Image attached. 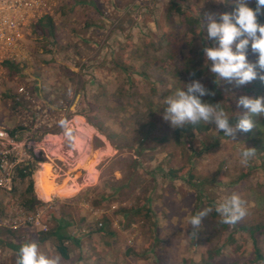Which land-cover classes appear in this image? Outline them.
Segmentation results:
<instances>
[{
    "label": "rangeland",
    "instance_id": "374dc122",
    "mask_svg": "<svg viewBox=\"0 0 264 264\" xmlns=\"http://www.w3.org/2000/svg\"><path fill=\"white\" fill-rule=\"evenodd\" d=\"M94 1L99 10L89 8L87 0H51L57 40L30 37L23 51L27 59L19 63L15 78H8L6 71L0 76V128L10 132L7 126H19L21 131L12 138L33 139L39 134L40 120L57 117L62 125L71 121L67 134L74 141L72 146L83 157L92 154L89 161L81 159L76 170L67 171L58 159L37 153V160L43 158L46 165L41 167L33 160L25 165L27 177L14 175L11 191L0 187V264H16L19 251L5 245L22 244V231L43 233L56 226L64 227L68 236L65 246L71 262L62 260V264H201L211 248L220 251L222 257L217 258L225 262L264 264L251 253L256 243L264 256V234H259L264 225V116H253L256 126L249 132L237 131L234 138L216 130L213 122L208 132L194 136L192 142L183 139L181 146L174 138L175 128L163 118L166 97L183 88L180 75L175 74L178 63L169 57V37L185 42L183 58L207 70L203 78L231 102L233 111L226 112L229 118L238 121L248 111L238 105L236 93L257 98L245 92L246 86L264 96V80L259 76L239 87L218 78L216 83L203 51L218 46L206 39V14L231 13L235 0ZM179 10L190 18L192 29H187L192 33L178 26ZM247 59L254 64L258 61L251 44ZM64 60H72L78 69L86 68L83 76H75L74 66L61 65ZM55 72L68 77L73 90L61 95V111L52 109L41 116L45 100L52 98L48 97L50 84L43 85V78ZM257 72L264 75L259 68ZM20 88L24 92L18 94ZM73 93L80 94L78 104ZM30 127L37 128L35 135L30 134ZM108 132L106 156L101 138ZM83 134H88L89 141ZM245 147L257 151L242 164ZM42 174H47L45 183L38 180ZM49 185L52 195L44 197ZM27 187L36 207L25 205ZM233 192L246 202L248 215L237 224L219 227L216 222L222 221L221 216L218 213L214 221L211 214ZM205 207L212 211L203 218L197 237L192 236L188 221ZM121 208L127 213L119 212ZM241 225L257 227L256 234L251 236ZM56 243L51 239L39 245L59 255Z\"/></svg>",
    "mask_w": 264,
    "mask_h": 264
},
{
    "label": "clouds",
    "instance_id": "9594fccd",
    "mask_svg": "<svg viewBox=\"0 0 264 264\" xmlns=\"http://www.w3.org/2000/svg\"><path fill=\"white\" fill-rule=\"evenodd\" d=\"M216 2L223 3L225 0H216ZM235 3V9L231 13L206 14V39L216 41L218 46L205 47L203 51L207 62H210V71L215 75L216 83L218 78L220 81L234 83L239 87L252 82L258 76L264 80V75H259L257 72V68L264 72V23H261L259 19L264 16V0H255L254 8L249 6V0H235ZM250 44L252 51L258 54V61L255 64L247 59ZM192 75L195 74L192 73ZM207 95H215V93L210 92L198 79L184 84V87L177 89L174 95L166 97L164 105L167 107L163 115L164 120L170 122L174 128L197 125L200 122L207 124L214 122L217 126L216 130L223 131L224 136L228 138H234L237 131L249 132L256 126L252 119L253 116H264V96L250 98L245 95L239 98L238 105L248 111L241 115L234 125L230 124V118L219 106L220 104H212L202 99ZM63 129L66 130L64 135L70 137L71 134H67L69 129H66L64 125ZM58 132L60 130L52 133ZM31 133L36 134L34 131H30ZM69 144L68 141L66 145ZM256 151V148L245 147L241 152V163L247 164L256 155ZM30 162L21 165L25 166ZM37 164L42 167L46 163L42 158L37 160ZM211 211V208L205 207L190 217L188 221L192 229L190 235L197 237V233L202 230L203 218L209 216ZM215 211L221 216V222L228 225L237 224L248 215L246 202L240 194L235 192L218 202ZM16 264H62V258L60 255L43 251L39 243L32 240L22 244Z\"/></svg>",
    "mask_w": 264,
    "mask_h": 264
},
{
    "label": "trees",
    "instance_id": "16d2710c",
    "mask_svg": "<svg viewBox=\"0 0 264 264\" xmlns=\"http://www.w3.org/2000/svg\"><path fill=\"white\" fill-rule=\"evenodd\" d=\"M87 3L89 5V8H93L94 10H99V8H97L98 2H95L94 0L93 1L87 0ZM249 6L254 8L255 7V0H251V3L249 4ZM172 12H173V8H172ZM169 13H170V9H169ZM53 14L54 13L52 10V13L50 15H44V16L40 17L39 19H37L34 22V24H32V28H29V30H30L29 35L30 36L29 35L27 36V41H29L30 37L41 38V39L54 38L55 41L57 40V36H58L57 34L59 32L57 30L58 26L55 24V21H54V16H56V15H53ZM178 14H179V19H180V23L178 26L180 28H186L185 31L187 32V34L192 33L193 31H190L187 29V28L192 29V26L190 25L191 24L190 18L187 19L185 14L180 13V10H179ZM259 19H260L261 23H264V16H261ZM184 37H186V34L184 35ZM166 38H168V37L166 36ZM167 42H168L167 43V49L169 52V57L173 60H176L178 63L177 69L175 70L176 71L175 74L180 75V78L178 81H181V84H182L181 86L184 87V84H187L194 79L200 80L210 92L215 93V95L204 96V97H202V99L205 102H209L212 104H220L219 106L225 112L231 113L233 111L232 110L233 105L231 104V102L228 101L227 98H225V96H223V92H221V90L213 82L209 83V80L207 78H203V75H207V70H201V69L196 68L195 66H191L189 63V61L191 62L190 58L189 57L183 58L182 49L186 47L185 42L182 41V42L177 43L178 40L175 37L172 39H170V37H169ZM181 58H183V61L181 60ZM3 67L6 71V76L8 75L7 77L8 78L10 77V79L15 78L18 71H20L19 65L16 63H13L11 61H6L3 64ZM81 68L82 67H80V69ZM64 70L67 72V69L64 68ZM192 73H194L195 75L193 76ZM66 74H68V73H66ZM76 76H77V73H76ZM67 87H69L68 84H67ZM66 88L64 89V86L62 87V89H61L62 91L60 92L61 93L60 95H63L65 93L69 92V90L67 91ZM245 92L250 93V95L252 97H259L258 90H255V87L253 89L252 86H246ZM245 95H247V94H245L244 92L240 93V94L236 93L235 97H236V99H239L241 96H245ZM68 100L69 99H66L64 101H68ZM52 102H53V100H52ZM234 107H235V103H234ZM236 122H237V118L231 116L229 119V123L234 125ZM149 125L151 126V123H149ZM210 126L212 127V123L207 124L204 122H200L197 125H185V127H183V128L177 127L174 130V138L176 139L178 144L181 146V141L183 139L185 140V143H186V140L188 142H192L194 136L202 135V134L208 132L210 129ZM19 129L21 131V128H19ZM98 130L100 132H102L101 128H98ZM13 134H14V132L10 131V136H12ZM106 137L110 141L111 138H110L109 132L107 133ZM254 142H257V139H255ZM115 147H117V149H119V150L123 149L119 145L115 146ZM126 147L129 148L131 146L126 145ZM261 151H264V146L261 148ZM16 172H17V179H19V178L24 179L25 177L28 176V173H29V172L27 173V167H25V166H21V167L16 168ZM32 185L33 184L31 182L29 184V187L33 192ZM25 192L29 196V199L26 200L25 205H27V202H28V206H29L28 208H30L32 206L36 207V205H35L36 199L33 196V193L28 189V187L25 188ZM120 211L123 214L127 213V211L124 210L123 208H121L119 210V212ZM211 216H212L214 221H215V218L218 217V213L215 211V208H214ZM102 222L108 223V221H106V218H103ZM216 224H217V226L222 227V228L226 227L225 224L222 223L220 220H218L216 222ZM240 229H244V230L248 231V233L251 236H254L256 234L257 227H250L249 228L247 225H244V226L241 225ZM64 230H65V228L61 227V226H56L53 229L46 230L43 233L36 232L34 230L31 231L30 229H28V230L22 231V234H23L22 244L25 243L26 241H32V240L40 243V242H45V241H48L51 239H55L57 241L55 249L58 252V254L61 256L62 260L71 262L70 256H69V254L67 252V248L65 246V240L68 239V236L65 234ZM98 230L103 231V229H101V228H98ZM259 234L260 235L264 234V225H263V230L260 231ZM11 235H14V233H11ZM3 243L4 242H2L1 244H3ZM22 244H20V243L16 244L15 242H12V243H7L5 245V243H4V245L8 246L9 249H13L16 251H19ZM251 253L257 261L260 260L261 262L264 263V256L260 253L256 243H254L252 245ZM217 256L222 257V255L220 254V251L215 252L214 248H211L208 251L207 260L203 261L201 264H240L237 260H233L232 262H225L221 258H217ZM248 259H251V258H248Z\"/></svg>",
    "mask_w": 264,
    "mask_h": 264
},
{
    "label": "built area",
    "instance_id": "2783aa9c",
    "mask_svg": "<svg viewBox=\"0 0 264 264\" xmlns=\"http://www.w3.org/2000/svg\"><path fill=\"white\" fill-rule=\"evenodd\" d=\"M52 10L51 0H0V76L5 71L3 64L6 61L19 64L27 59L23 51L28 45V25L44 15H50ZM23 92L20 88L18 94ZM85 138L88 139L86 136ZM19 139L12 138L6 130L0 128V187L6 191L12 190L16 168L32 161L37 153L43 154L47 159H58L62 166H66L67 171L76 170L79 161L86 157L72 146V140L67 135L60 136L50 132L33 139L17 141ZM68 141L69 146L66 145Z\"/></svg>",
    "mask_w": 264,
    "mask_h": 264
},
{
    "label": "crops",
    "instance_id": "0c3cea01",
    "mask_svg": "<svg viewBox=\"0 0 264 264\" xmlns=\"http://www.w3.org/2000/svg\"><path fill=\"white\" fill-rule=\"evenodd\" d=\"M169 1L170 0H168V2ZM160 26H163V25H160ZM64 63L65 64H62V63H60V64L61 65H66V66H69V65L74 66L72 64V60H64ZM75 69H76V67H75ZM85 69L86 68H81L77 72H75V73H77V77L79 79H80L81 76H83V72L82 71L85 70ZM75 76H76V74H75ZM47 78H49V79L46 80ZM43 79H44L43 85H47L46 83L50 84L49 88L52 91L48 93V97H52V98H48V100H45L46 103H44V107L42 109L41 116H42V113H43V115H45L47 113H49V114L52 113V109H53V111H56V112L61 111L59 106H61L64 102L60 105V103H61V95H60L61 93L60 92L62 91L61 89H62L63 86H64V89H65L67 87V84H68L69 87H67L66 90L68 91V90H70V88L73 90V86L69 82V78L65 77L64 75H62V73L61 74L60 73H56V72L55 73H49L48 76L44 77ZM89 82H90V80H89ZM79 95L80 94L74 95V93L71 95V97L75 100V104H78V101L80 100ZM52 100H53V104L50 105V102H52ZM73 108H74L73 106L70 107V109H73ZM62 116L63 115L61 114L60 118H62ZM56 118L57 117H54V119H51L50 117L49 118L46 117L43 120H40L38 122V130H39V134L38 135H40V134L45 135V134H48L50 132H57L55 130H58V131L60 130V132L55 133V134L63 136L66 130L63 129L62 123L57 121ZM74 118H77L78 120H80L81 116L80 115H76V116H74ZM83 121H84V119H83ZM69 122H71V121H67L64 124V126L68 127V123ZM7 128L9 129V131H13L14 133H16V132L19 133L20 132L19 128H21V127L16 126V127L13 128V126L12 127L7 126ZM30 129H31V131H34L35 133H37V128L36 127H32V128L30 127ZM83 136L84 137L86 136L88 138V141H89L90 138H89L88 134H83ZM101 139L103 141V148L101 149L102 153H103V155L106 154V156H108V151H109V148H110V141L108 140L107 137H104V136H102ZM91 155L92 154H90V156H88V157H85L86 161L90 160ZM44 165H46V164H43L42 166H44ZM85 165H87V162L85 163ZM85 168L88 169L89 166H85ZM43 174L42 175H38V180L39 181L42 180V183H45L47 181V174L45 176ZM48 188H49V190H45V195H43L44 197H46L47 195L50 197L52 195V193L49 194L51 192V190H52L51 189V185H49ZM34 192L36 194H39L38 193V189H36V188H35Z\"/></svg>",
    "mask_w": 264,
    "mask_h": 264
},
{
    "label": "bare ground",
    "instance_id": "6f19581e",
    "mask_svg": "<svg viewBox=\"0 0 264 264\" xmlns=\"http://www.w3.org/2000/svg\"><path fill=\"white\" fill-rule=\"evenodd\" d=\"M84 163H85V162H84ZM84 163L82 162L83 165H85Z\"/></svg>",
    "mask_w": 264,
    "mask_h": 264
},
{
    "label": "water",
    "instance_id": "95a60500",
    "mask_svg": "<svg viewBox=\"0 0 264 264\" xmlns=\"http://www.w3.org/2000/svg\"><path fill=\"white\" fill-rule=\"evenodd\" d=\"M36 203H38V201H36Z\"/></svg>",
    "mask_w": 264,
    "mask_h": 264
}]
</instances>
